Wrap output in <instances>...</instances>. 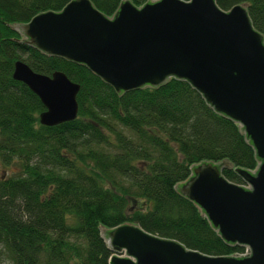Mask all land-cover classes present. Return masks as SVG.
<instances>
[{
    "label": "trees",
    "instance_id": "obj_1",
    "mask_svg": "<svg viewBox=\"0 0 264 264\" xmlns=\"http://www.w3.org/2000/svg\"><path fill=\"white\" fill-rule=\"evenodd\" d=\"M68 1L0 0V264H109L99 229L126 223L208 255L241 251L175 189L203 161L253 170L258 160L239 125L184 80L117 94L85 66L47 56L11 29ZM122 1L90 0L105 16ZM215 3L243 5L264 38V0ZM16 60L78 84L76 117L41 125L39 99L11 77ZM221 175L241 183L233 169Z\"/></svg>",
    "mask_w": 264,
    "mask_h": 264
},
{
    "label": "water",
    "instance_id": "obj_2",
    "mask_svg": "<svg viewBox=\"0 0 264 264\" xmlns=\"http://www.w3.org/2000/svg\"><path fill=\"white\" fill-rule=\"evenodd\" d=\"M215 1L147 0L137 7L124 0L105 16L90 0H69L59 11L11 24L24 44L85 66L117 94L169 78L186 81L239 125L255 152L253 170L233 168L225 158L203 161L175 188L244 255H208L126 223L99 229L109 264H264V38L243 5L222 10ZM11 77L39 99L41 125L76 117L79 85L63 72L37 73L16 60ZM222 169H233L241 184Z\"/></svg>",
    "mask_w": 264,
    "mask_h": 264
},
{
    "label": "built area",
    "instance_id": "obj_3",
    "mask_svg": "<svg viewBox=\"0 0 264 264\" xmlns=\"http://www.w3.org/2000/svg\"><path fill=\"white\" fill-rule=\"evenodd\" d=\"M245 186H246V185H245ZM245 252H246V249H245V248H242L241 251H239V252H234V253H232V254H230V255H244Z\"/></svg>",
    "mask_w": 264,
    "mask_h": 264
},
{
    "label": "rangeland",
    "instance_id": "obj_4",
    "mask_svg": "<svg viewBox=\"0 0 264 264\" xmlns=\"http://www.w3.org/2000/svg\"><path fill=\"white\" fill-rule=\"evenodd\" d=\"M2 171H3V167L0 166V174H2ZM238 184V183H237ZM241 184V183H240Z\"/></svg>",
    "mask_w": 264,
    "mask_h": 264
}]
</instances>
